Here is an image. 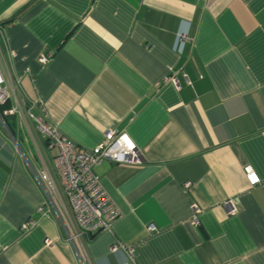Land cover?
Wrapping results in <instances>:
<instances>
[{"label":"crops","instance_id":"obj_1","mask_svg":"<svg viewBox=\"0 0 264 264\" xmlns=\"http://www.w3.org/2000/svg\"><path fill=\"white\" fill-rule=\"evenodd\" d=\"M0 58L76 146L116 130L140 151L94 168L120 214L77 242L82 257L264 264V0H0ZM13 119L18 143L0 115V264H80L57 213L39 211V151Z\"/></svg>","mask_w":264,"mask_h":264},{"label":"built area","instance_id":"obj_2","mask_svg":"<svg viewBox=\"0 0 264 264\" xmlns=\"http://www.w3.org/2000/svg\"><path fill=\"white\" fill-rule=\"evenodd\" d=\"M186 38L185 36H182ZM50 55H41L38 59L45 65ZM28 73V69L24 71ZM176 71L166 76L164 80L177 82ZM20 76L14 79L8 77L0 58V104L12 101L9 108L4 109V115H13L17 123L25 128L33 139L39 151L40 168L35 169L29 162L35 180L44 194V202L39 211L48 215L55 211L66 228L68 241L75 244L76 254L80 264H91L82 257L78 241L89 238L101 230H110L113 221L120 212L102 187L99 176L94 168L103 160L113 163H140L142 157L137 146L125 132L108 130L100 141L91 149L76 146L73 141L62 134L50 123L46 116L36 114L33 103L25 102L16 95V83ZM13 95V97H11ZM56 148L57 154L52 156V163L46 158L51 149ZM244 172L252 183H258L251 166L246 165ZM194 207L193 222H197ZM27 224L23 227L25 228ZM149 230L154 226L149 225ZM115 243L110 249L119 248Z\"/></svg>","mask_w":264,"mask_h":264},{"label":"trees","instance_id":"obj_3","mask_svg":"<svg viewBox=\"0 0 264 264\" xmlns=\"http://www.w3.org/2000/svg\"><path fill=\"white\" fill-rule=\"evenodd\" d=\"M8 106H9V104L7 102H5L4 104H0V113H1V116H3V114H2L3 109L7 108ZM3 120H4L5 125L11 131H14V129L16 127V124L13 121L14 120L13 119V116H11V115H5V116H3Z\"/></svg>","mask_w":264,"mask_h":264},{"label":"rangeland","instance_id":"obj_4","mask_svg":"<svg viewBox=\"0 0 264 264\" xmlns=\"http://www.w3.org/2000/svg\"><path fill=\"white\" fill-rule=\"evenodd\" d=\"M3 114V113H2ZM0 115H1V113H0ZM3 116H5L4 114H3ZM3 116H2V120H3ZM11 116H13V115H11ZM4 121V120H3ZM14 121V120H13ZM5 124V123H4ZM7 129H8V131H9V133H10V135H11V137H13V139L14 140H16L17 139V129H16V127H15V129H14V131H11L8 127H7ZM17 141V143H18V139L16 140ZM19 146V145H18ZM20 150V148H18V151ZM21 151V150H20ZM23 151V150H22Z\"/></svg>","mask_w":264,"mask_h":264},{"label":"water","instance_id":"obj_5","mask_svg":"<svg viewBox=\"0 0 264 264\" xmlns=\"http://www.w3.org/2000/svg\"><path fill=\"white\" fill-rule=\"evenodd\" d=\"M99 232V231H98ZM94 235V234H93Z\"/></svg>","mask_w":264,"mask_h":264}]
</instances>
